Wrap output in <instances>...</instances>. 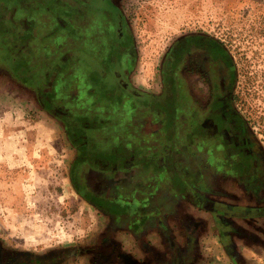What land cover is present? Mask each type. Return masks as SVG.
Listing matches in <instances>:
<instances>
[{"label":"rangeland","instance_id":"1","mask_svg":"<svg viewBox=\"0 0 264 264\" xmlns=\"http://www.w3.org/2000/svg\"><path fill=\"white\" fill-rule=\"evenodd\" d=\"M77 2L68 0L62 7V0H0V28L6 21H38L39 30L44 21H65ZM110 6L132 40V64L122 81L137 93H163L165 60L172 45L183 37L198 33L226 47L235 65L232 86L225 62L215 61L213 54L210 60L205 48L185 53L179 68L182 82L187 89L196 86L201 97H206L209 90L194 77L192 66L211 65L209 74L217 79L219 89H227L232 106L260 148L264 167V0H110ZM3 70V264L24 256L31 258V264H264V187L253 198L245 187L227 185L218 175L204 187L197 184L200 159L194 162L187 154L178 156L174 164L182 178L188 179L190 192L181 196L166 180L151 190L156 194L149 195V202L140 203L147 204L142 217L131 211L128 216H112L74 187L71 165L76 149L61 120L46 112L29 89ZM147 140L148 145H158L155 138ZM97 180L92 176L93 184ZM261 180L264 186V168ZM226 205L234 210L227 212ZM214 207L221 212H211ZM249 208L263 212H247Z\"/></svg>","mask_w":264,"mask_h":264},{"label":"flooded vegetation","instance_id":"2","mask_svg":"<svg viewBox=\"0 0 264 264\" xmlns=\"http://www.w3.org/2000/svg\"><path fill=\"white\" fill-rule=\"evenodd\" d=\"M91 1L95 0H82V3L89 5ZM84 10H86L84 7L80 8V12ZM111 22L115 39L114 48L126 45L130 35L125 30L124 22L119 21L114 11ZM207 43L208 41L205 40L200 41V46H193L186 53L191 50L204 51L205 48L211 60L214 57H212L213 44L211 41ZM186 45L185 40L181 46L186 47ZM184 55L185 53L181 52L177 54L176 65L172 68L173 80H171L182 96L178 101L185 102V106L181 108L185 110L184 113H177L171 121L169 116L164 115L162 108H159V113L158 110H153L155 120L152 115L131 114L124 123L118 124L122 128L119 132L112 131L108 136L102 131L90 141L78 136L77 144L72 143L76 149L71 165L72 183L84 198L91 200L101 211L110 212V215L115 217L128 216L129 213L142 217L144 206L146 207L147 204L140 203L144 200L149 202V195L156 194L151 190L157 189L160 184L164 185L166 180L170 188L185 196L184 191H189L186 187L189 181L183 178L185 186H182V190L180 186H176L175 183L178 184L180 181L181 172L174 163L178 156L184 157L187 154L194 162L196 159L201 161L196 163L199 164L200 176H198L201 179L197 184L205 187L208 180L218 175L226 179L224 181L227 185L240 184L245 187L246 193L253 198H256L264 187L261 183L264 167L260 148L232 106L227 89H219L217 79H213L209 74L210 64L203 67L199 63L192 66V72L201 86L207 87L204 86L209 90L208 95L201 97L202 92L199 93L194 85L191 89H187L179 71L185 60ZM215 61L220 62L223 59L215 58ZM111 70L117 83L129 94L137 97L142 95L145 99L153 97V95L137 93L129 85L130 90L126 89L122 84L125 73L116 66H112ZM164 73L163 68V93L156 95L157 101L161 104L166 101L165 88L168 85ZM133 127L140 135L135 139ZM89 130L87 134L90 133ZM143 132H147L145 134L148 138H155L158 145L153 143L148 145L149 141L147 137L145 139ZM86 141L89 143L86 144ZM160 158L162 161H157ZM92 176L98 179L96 184L91 182ZM111 203L115 205L112 206V211L110 208L108 211ZM126 204L133 205V209L128 210L124 206ZM116 205L119 208H116ZM226 208L227 212L234 210V207L228 205ZM250 210L254 213L263 212L261 208H249L247 212ZM211 212L218 214L221 211L214 207ZM31 263V258L24 256L15 258L9 264ZM0 264H3L1 257Z\"/></svg>","mask_w":264,"mask_h":264},{"label":"trees","instance_id":"3","mask_svg":"<svg viewBox=\"0 0 264 264\" xmlns=\"http://www.w3.org/2000/svg\"><path fill=\"white\" fill-rule=\"evenodd\" d=\"M62 1V7L66 6L68 0ZM75 4L73 7L77 8L67 13L65 21L60 17L59 21L48 24L44 21L39 30L38 21H22L23 24L6 21L0 28V68L16 83L29 89L46 112L61 120L73 144H77L78 136L90 141L102 131L108 136L112 131L119 132L122 128L118 124L124 123L131 114L154 115L153 110L159 113L162 108L171 121L177 113L183 112L181 108L185 102L178 101L182 96L171 82L172 68L179 52L186 53L191 47L200 46V41L212 42L214 59H223L230 86L234 84L235 65L226 47L215 38L192 33L176 41L165 60L164 76L168 85L164 104L158 102L156 96L145 99L142 95L129 94L117 83L111 67H119L127 73L133 59L132 40L129 36L126 45L114 48L110 0H95L89 5L78 0ZM83 7L86 10L80 12ZM82 19L91 22L83 23ZM19 27L24 30L18 31ZM185 40L186 47L181 46ZM237 114L242 119L240 113ZM133 130V138H138L136 128ZM175 184L182 190L185 186L182 175ZM114 205L111 203L107 210ZM129 209L133 207L129 205Z\"/></svg>","mask_w":264,"mask_h":264},{"label":"water","instance_id":"4","mask_svg":"<svg viewBox=\"0 0 264 264\" xmlns=\"http://www.w3.org/2000/svg\"><path fill=\"white\" fill-rule=\"evenodd\" d=\"M122 84H123V86H124L126 89H129V90H130V87L128 86L127 83H125L124 81H122Z\"/></svg>","mask_w":264,"mask_h":264}]
</instances>
